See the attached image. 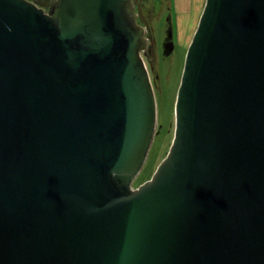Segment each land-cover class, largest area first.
I'll list each match as a JSON object with an SVG mask.
<instances>
[{
  "label": "water",
  "instance_id": "95a60500",
  "mask_svg": "<svg viewBox=\"0 0 264 264\" xmlns=\"http://www.w3.org/2000/svg\"><path fill=\"white\" fill-rule=\"evenodd\" d=\"M136 19L0 0V264H264V0L205 1L171 148L133 188L157 127Z\"/></svg>",
  "mask_w": 264,
  "mask_h": 264
},
{
  "label": "rangeland",
  "instance_id": "374dc122",
  "mask_svg": "<svg viewBox=\"0 0 264 264\" xmlns=\"http://www.w3.org/2000/svg\"><path fill=\"white\" fill-rule=\"evenodd\" d=\"M143 1L146 3L141 7L148 25H143L147 44L142 57L155 91L157 127L147 159L133 181V188L152 178L171 148L175 132V102L185 57L206 0ZM37 5L43 7L39 3ZM43 8L49 11L46 6ZM170 34L171 47H168L166 37Z\"/></svg>",
  "mask_w": 264,
  "mask_h": 264
},
{
  "label": "flooded vegetation",
  "instance_id": "af4514ba",
  "mask_svg": "<svg viewBox=\"0 0 264 264\" xmlns=\"http://www.w3.org/2000/svg\"><path fill=\"white\" fill-rule=\"evenodd\" d=\"M29 1H32V2H37V3H39L41 6H43V7H47L48 9L50 8V4H51V2L53 1V0H29ZM133 3H134V6H135V10H137L138 9V11H136V14H137V19H136V21H137V23L138 24H141L142 26L144 25H148V22L146 21V18H145V16H144V14H143V11H142V7H141V5L143 6V4H145L146 2L145 1H143V0H133ZM141 3V4H140ZM171 36H167L166 37V42L168 43V45H171V42H170V40H171V38H170ZM147 55L149 54L148 52L146 53Z\"/></svg>",
  "mask_w": 264,
  "mask_h": 264
},
{
  "label": "crops",
  "instance_id": "0c3cea01",
  "mask_svg": "<svg viewBox=\"0 0 264 264\" xmlns=\"http://www.w3.org/2000/svg\"><path fill=\"white\" fill-rule=\"evenodd\" d=\"M178 4H179V2H178ZM202 8H203V6H202Z\"/></svg>",
  "mask_w": 264,
  "mask_h": 264
}]
</instances>
